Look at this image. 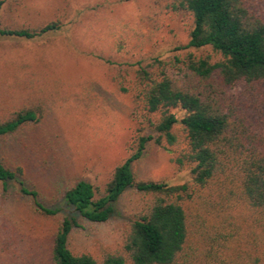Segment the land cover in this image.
<instances>
[{"label": "trees", "instance_id": "1", "mask_svg": "<svg viewBox=\"0 0 264 264\" xmlns=\"http://www.w3.org/2000/svg\"><path fill=\"white\" fill-rule=\"evenodd\" d=\"M154 1L190 15L188 41L167 57L115 69L112 81L118 93L129 96L137 126L126 158L103 188L73 183L61 194L70 215L60 217L62 210L42 202L21 167L0 156L2 191L12 190L34 214L57 220L50 264H264V0ZM4 5L0 0V18ZM61 28L57 21L35 28L0 23V36L32 40ZM205 51L213 56L196 55ZM83 95L89 97L87 91ZM177 109L183 111L180 119ZM43 122L39 106L16 109L0 120V142L18 140ZM178 123L188 151L175 162L187 180L137 179L133 164L149 146H172ZM128 190L140 207L116 249L99 256L72 251L79 222L106 223Z\"/></svg>", "mask_w": 264, "mask_h": 264}, {"label": "rangeland", "instance_id": "2", "mask_svg": "<svg viewBox=\"0 0 264 264\" xmlns=\"http://www.w3.org/2000/svg\"><path fill=\"white\" fill-rule=\"evenodd\" d=\"M53 21L62 24L61 30L36 39L0 36V120L24 106H39L44 114L40 127L20 133L18 140L0 142V156L21 167L42 202L61 209L62 217L70 215L62 192L78 180L102 189L134 137L137 119L129 96L118 93L112 81L115 69L171 55L175 46L187 44L192 22L187 12H172L154 0H5L0 18L8 28ZM174 113L183 116L179 109ZM173 133L172 146H149L133 164L137 179L187 180V171L175 162L188 151L180 123ZM139 207L138 196L126 191L106 223L79 222L71 250L99 256L116 249ZM56 224V219L34 214L12 190L4 193L0 184V264H50Z\"/></svg>", "mask_w": 264, "mask_h": 264}]
</instances>
